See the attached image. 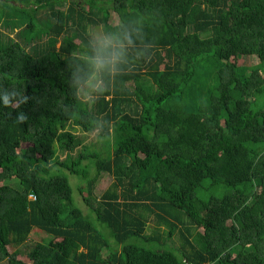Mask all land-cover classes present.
<instances>
[{
    "label": "trees",
    "instance_id": "obj_1",
    "mask_svg": "<svg viewBox=\"0 0 264 264\" xmlns=\"http://www.w3.org/2000/svg\"><path fill=\"white\" fill-rule=\"evenodd\" d=\"M128 18L152 58L74 100L71 53ZM4 20L0 264H264V0H0ZM96 117L113 139L72 157Z\"/></svg>",
    "mask_w": 264,
    "mask_h": 264
},
{
    "label": "clouds",
    "instance_id": "obj_2",
    "mask_svg": "<svg viewBox=\"0 0 264 264\" xmlns=\"http://www.w3.org/2000/svg\"><path fill=\"white\" fill-rule=\"evenodd\" d=\"M153 45L145 40L142 22L121 19L113 26H94L71 53L70 88L73 99L95 105L105 94L114 93L120 78L137 71L140 61H149ZM69 108V106H64ZM23 115L18 121L24 120ZM97 142L104 146L113 137L109 122L93 118Z\"/></svg>",
    "mask_w": 264,
    "mask_h": 264
},
{
    "label": "rangeland",
    "instance_id": "obj_3",
    "mask_svg": "<svg viewBox=\"0 0 264 264\" xmlns=\"http://www.w3.org/2000/svg\"><path fill=\"white\" fill-rule=\"evenodd\" d=\"M5 21L6 20H4L3 22H0V32L3 35L4 41H6V39L12 40V41H16L15 34H16V32H18L19 28L18 29H11V28L5 27L4 26L5 25L4 24ZM117 22L118 21L115 20L114 24L117 23ZM212 59H207L205 62L201 63L200 71H201L202 75L197 78V83H195L196 85L200 86V81H201V79H202V77L204 75V72L206 70L212 71L214 68L217 69L219 63L214 62ZM238 63H239L240 66L250 67V66L256 65L258 63V61L256 59H254V58H251V57H243ZM71 133L74 134L81 141V145L78 146V148L71 154L72 157H75L76 154L79 151H82L86 146H90L92 143H95L97 141L95 133H92V134L85 133L84 134L79 129H77L76 131L72 130ZM55 156H57V157L59 156V158L61 160L65 159V157H66V155H64V154H56ZM112 182L113 181H112V178L110 176H108L106 174H103L98 179V181L96 183L95 194L97 196H100L104 191L107 190V188L110 186V184ZM151 232H152V227L149 226L147 228V230H146V234L149 235ZM30 239H31V241L39 242L40 241V236L37 235L36 233H33V234H31ZM174 239H175L176 244L179 245L178 238L175 237ZM25 249L26 248H24V246H22L20 248L21 252H24Z\"/></svg>",
    "mask_w": 264,
    "mask_h": 264
}]
</instances>
